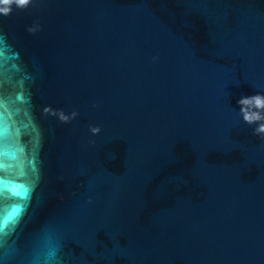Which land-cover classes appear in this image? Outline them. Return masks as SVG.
<instances>
[{
	"label": "water",
	"instance_id": "1",
	"mask_svg": "<svg viewBox=\"0 0 264 264\" xmlns=\"http://www.w3.org/2000/svg\"><path fill=\"white\" fill-rule=\"evenodd\" d=\"M11 8L0 264H264V0Z\"/></svg>",
	"mask_w": 264,
	"mask_h": 264
},
{
	"label": "clouds",
	"instance_id": "2",
	"mask_svg": "<svg viewBox=\"0 0 264 264\" xmlns=\"http://www.w3.org/2000/svg\"><path fill=\"white\" fill-rule=\"evenodd\" d=\"M0 4L7 5V7H0V14L7 16L12 12V4H15L19 8H27L30 0H0ZM38 30V24L28 28L30 33H35ZM238 103L241 106L240 115L244 122L249 125L256 124L254 134L264 139V94L242 97ZM93 107H96V105H93ZM44 111L46 114L56 116L63 123H68L78 115L76 111H73L71 116L66 115L63 110L52 111L49 108H45ZM90 131L95 134L99 133L101 129L98 126H90Z\"/></svg>",
	"mask_w": 264,
	"mask_h": 264
},
{
	"label": "snow or ice",
	"instance_id": "3",
	"mask_svg": "<svg viewBox=\"0 0 264 264\" xmlns=\"http://www.w3.org/2000/svg\"><path fill=\"white\" fill-rule=\"evenodd\" d=\"M18 211V210H17Z\"/></svg>",
	"mask_w": 264,
	"mask_h": 264
}]
</instances>
